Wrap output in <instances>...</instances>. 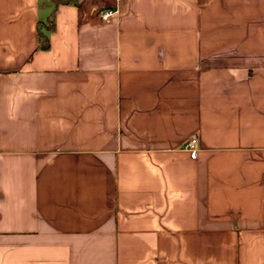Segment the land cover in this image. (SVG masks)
<instances>
[{"label":"crops","instance_id":"crops-1","mask_svg":"<svg viewBox=\"0 0 264 264\" xmlns=\"http://www.w3.org/2000/svg\"><path fill=\"white\" fill-rule=\"evenodd\" d=\"M0 264H264V0H0Z\"/></svg>","mask_w":264,"mask_h":264},{"label":"built area","instance_id":"built-area-1","mask_svg":"<svg viewBox=\"0 0 264 264\" xmlns=\"http://www.w3.org/2000/svg\"><path fill=\"white\" fill-rule=\"evenodd\" d=\"M114 14L113 10H106L100 14V18L102 21H108ZM185 149L190 152L192 158H196L198 154L197 139H190L185 145Z\"/></svg>","mask_w":264,"mask_h":264},{"label":"trees","instance_id":"trees-1","mask_svg":"<svg viewBox=\"0 0 264 264\" xmlns=\"http://www.w3.org/2000/svg\"><path fill=\"white\" fill-rule=\"evenodd\" d=\"M52 25H49L47 30L51 31L52 30ZM41 39H42V43H41V49L42 50H47L49 48V40L48 37L41 34Z\"/></svg>","mask_w":264,"mask_h":264}]
</instances>
